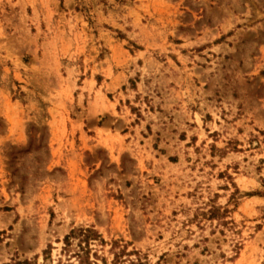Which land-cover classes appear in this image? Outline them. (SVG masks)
<instances>
[{"label":"rangeland","instance_id":"rangeland-1","mask_svg":"<svg viewBox=\"0 0 264 264\" xmlns=\"http://www.w3.org/2000/svg\"><path fill=\"white\" fill-rule=\"evenodd\" d=\"M0 264H264V0H0Z\"/></svg>","mask_w":264,"mask_h":264},{"label":"trees","instance_id":"trees-1","mask_svg":"<svg viewBox=\"0 0 264 264\" xmlns=\"http://www.w3.org/2000/svg\"><path fill=\"white\" fill-rule=\"evenodd\" d=\"M218 211H219V209L211 210L210 218H215V217H216V214H217ZM87 230H88L89 232H91L90 229H87ZM69 238H70V236H67V237H66V240L68 241Z\"/></svg>","mask_w":264,"mask_h":264}]
</instances>
